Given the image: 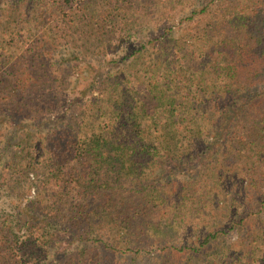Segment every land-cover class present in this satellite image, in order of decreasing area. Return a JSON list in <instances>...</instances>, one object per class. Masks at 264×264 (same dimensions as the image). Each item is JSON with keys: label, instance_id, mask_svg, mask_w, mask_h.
<instances>
[{"label": "trees", "instance_id": "16d2710c", "mask_svg": "<svg viewBox=\"0 0 264 264\" xmlns=\"http://www.w3.org/2000/svg\"><path fill=\"white\" fill-rule=\"evenodd\" d=\"M0 264H264V0H0Z\"/></svg>", "mask_w": 264, "mask_h": 264}, {"label": "rangeland", "instance_id": "374dc122", "mask_svg": "<svg viewBox=\"0 0 264 264\" xmlns=\"http://www.w3.org/2000/svg\"><path fill=\"white\" fill-rule=\"evenodd\" d=\"M19 183H20V185H22V186L24 187V189H26V188H27V184H26V183H24L23 181H21V180H20V182H19ZM29 183L31 184V183H32V181H29V182H28V184H29ZM32 192H33V190H32ZM234 238H235V235H234V234H230V239L232 240V239H234Z\"/></svg>", "mask_w": 264, "mask_h": 264}]
</instances>
